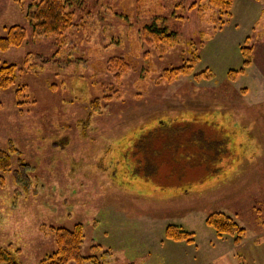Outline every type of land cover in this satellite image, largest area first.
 I'll return each mask as SVG.
<instances>
[{
  "label": "rangeland",
  "instance_id": "374dc122",
  "mask_svg": "<svg viewBox=\"0 0 264 264\" xmlns=\"http://www.w3.org/2000/svg\"><path fill=\"white\" fill-rule=\"evenodd\" d=\"M37 1L0 0V37L25 31L22 45L0 51L17 67L15 87L0 91V149L19 153L0 171V250L40 264L56 249L51 228L80 224V253L100 264H264V4L233 0L221 25L208 0H63L76 27L59 47L34 35ZM148 27L182 44L152 42ZM188 41L194 70L164 81L189 58ZM20 86L28 104L15 97ZM94 100L101 111L87 120ZM171 120L190 124L156 127ZM138 154L154 178L136 173ZM21 164L27 185L14 178ZM213 213L244 229L238 246L206 224ZM170 225L194 243L168 239Z\"/></svg>",
  "mask_w": 264,
  "mask_h": 264
},
{
  "label": "trees",
  "instance_id": "16d2710c",
  "mask_svg": "<svg viewBox=\"0 0 264 264\" xmlns=\"http://www.w3.org/2000/svg\"><path fill=\"white\" fill-rule=\"evenodd\" d=\"M256 2H262L264 4V0H253ZM83 0H80L82 3ZM233 0H208L209 5L215 9L214 15L216 16L215 22L220 21V24H224V22L230 18V10L232 6ZM20 5L22 4L19 2ZM34 7L33 12L29 13V19L33 24L34 35L43 36V37H52L55 38L56 44L61 47L63 44L62 37L65 32L69 29H73L76 27V23H73V14L67 12L68 5L63 0H39L32 4ZM28 15V14H27ZM149 35L150 41L155 42L161 46H178L182 44L179 40V37L173 31L167 33L165 29H161L159 27L150 28L148 27L145 30ZM25 40V31L21 26L15 25L6 29V34L0 37V51H5L12 47H19ZM186 45V52L189 53V58L186 61H183L181 66L165 68L162 71V78L164 81H172L178 79L182 75H187L192 73L195 68V65L198 63V48L197 45L192 41L183 42ZM201 44V42H200ZM202 45V44H201ZM200 45V46H201ZM241 54L243 55V65L248 66L251 65L253 51L252 47L244 46L241 49ZM117 67H124L125 64L122 60H116L113 62ZM16 72L17 67L15 64H8L6 62L0 61V91H7L16 85ZM204 77L208 78V75L205 72H201L197 74V78ZM25 90L24 86H20L15 90V97H19L20 95L23 97L22 101H20L21 105L28 104L29 102L26 100V96L22 95V92ZM17 100V99H16ZM18 103V101H17ZM89 114L87 120L94 113H100V101L94 100L91 101L88 105ZM87 122V121H86ZM162 122V121H161ZM158 123L156 127L166 128V129H185L189 123V121H181L176 123L175 121H168ZM87 126V123H85ZM84 127V129L86 128ZM134 154H136L139 150H144L146 141L145 137L140 136L137 138ZM138 145L140 147H138ZM144 147V148H143ZM146 152L147 149H146ZM17 150L10 145L8 149H0V171H8L11 167L12 156L17 154ZM19 154V153H18ZM146 155L138 154L135 156L133 163L137 164L135 166V171L138 174L146 173V179H152L155 177V169L151 168L145 163L144 158ZM22 163V162H20ZM20 175L18 173L15 174L16 183L20 185L28 184L27 178L25 177V172L28 168L24 167L23 164L20 166ZM25 181L22 183V181ZM206 224L211 227L216 235L220 239H225L227 237L233 239V243L238 246L242 242V238L244 236V229L240 228L230 217L222 214V213H213L209 215L206 220ZM52 233H54V244L56 246L55 251L48 254L46 258H44L40 264H68L70 262H82L89 259V261H93L94 264H100L95 262L93 258H85L81 255L80 250L83 244V229L80 224H77L72 229L66 228H51ZM166 237L173 241H181L186 244L194 243L193 233L182 231L179 227L176 226H168L166 228ZM0 263L1 264H19L15 259V256L7 250H0Z\"/></svg>",
  "mask_w": 264,
  "mask_h": 264
}]
</instances>
